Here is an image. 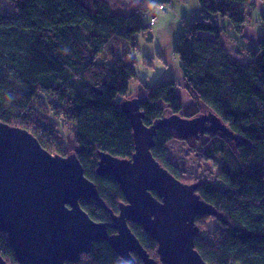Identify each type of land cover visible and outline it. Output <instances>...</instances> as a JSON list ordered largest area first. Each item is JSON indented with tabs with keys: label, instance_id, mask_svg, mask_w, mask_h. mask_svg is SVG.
Returning <instances> with one entry per match:
<instances>
[{
	"label": "trees",
	"instance_id": "16d2710c",
	"mask_svg": "<svg viewBox=\"0 0 264 264\" xmlns=\"http://www.w3.org/2000/svg\"><path fill=\"white\" fill-rule=\"evenodd\" d=\"M0 1L12 7L0 10L1 123L27 130L42 148L60 156L67 155L63 136L67 128L68 149L75 152L106 209L117 214L125 203L123 193L96 168L100 153L120 159L134 153L132 126L122 104L138 100L148 127L171 119L191 120L202 110L211 112L234 139L221 129L183 138L167 124L156 130L151 154L176 179L189 182L192 178L180 176L167 160L166 147L176 140H201L205 155L217 158L219 165L215 175L203 170L198 182L190 183L216 212L195 218L199 229L195 250L208 264H264V36L255 47L242 45L247 64L232 60L221 43L222 37L236 39L225 35L226 24L242 37L254 16L255 0H197L199 15L184 26L173 46L181 79L154 84L135 80L136 60L131 58L139 51V36L151 39L143 18L153 8L163 12L181 0H146L128 14L114 12L107 0H89L91 12L82 0ZM112 39L125 42L121 54L112 48L105 51ZM143 59L152 65V57ZM178 87L190 97L186 107ZM79 204L92 220L110 222V213L96 201L81 199ZM128 226L157 260L156 242L140 225ZM107 232L115 233L110 227ZM0 255L7 264H17L1 233ZM132 256L135 264H142ZM83 260L128 264L104 240L94 241L78 264Z\"/></svg>",
	"mask_w": 264,
	"mask_h": 264
},
{
	"label": "water",
	"instance_id": "95a60500",
	"mask_svg": "<svg viewBox=\"0 0 264 264\" xmlns=\"http://www.w3.org/2000/svg\"><path fill=\"white\" fill-rule=\"evenodd\" d=\"M122 108L132 126L134 153L129 159L100 153L96 168L123 193L125 203L117 214L106 209L75 152L51 154L27 130L0 122V233L7 236L17 264H76L97 240H104L128 264H135L133 254L142 264H208L194 248L199 233L195 218L215 216V209L200 199L196 185L179 181L163 168L150 149L156 130L167 124L183 138L211 129L234 137L211 112L148 127L138 100H128ZM81 199L96 201L110 213V222L92 220L81 209ZM128 223L140 225L156 242L157 260ZM107 227L115 233L108 234ZM0 264H7L1 255Z\"/></svg>",
	"mask_w": 264,
	"mask_h": 264
},
{
	"label": "rangeland",
	"instance_id": "374dc122",
	"mask_svg": "<svg viewBox=\"0 0 264 264\" xmlns=\"http://www.w3.org/2000/svg\"><path fill=\"white\" fill-rule=\"evenodd\" d=\"M89 9L92 11L91 5H89V0H82ZM112 7V10L115 12H121L128 14L130 11H134L137 8H140L141 5H145L146 0H107ZM12 7L4 2L0 1V10H9ZM152 12L155 15L154 23H150V17ZM199 15V6L197 0H182L176 1L173 4L165 7V11H160L159 9L153 8L146 14L143 18L144 23L147 26H150V35L151 39L147 40L144 36L138 37V52L133 53L132 59L135 58V69L137 80L145 81L148 84H154L157 82H167L169 80H180V70L178 67V61L173 55V46L174 43L183 30L185 25H190L192 23L191 19H195ZM193 17V18H192ZM152 20V19H151ZM260 21L255 19L253 16L250 22L245 27V33L249 35L251 41H255L257 37V31L259 30ZM226 34L232 35L236 39V44L239 45L254 44L252 42L246 43L244 39L233 33V30L226 24L224 25ZM257 41V40H256ZM234 43V42H233ZM125 42L121 39H112L107 46L105 51H109V48H112V51L118 52L121 54L122 46ZM255 42L254 45H256ZM152 57V65L147 66L143 63V57ZM158 57V58H157ZM136 81L132 82V87L136 86ZM138 82V81H137ZM177 93L180 102L184 107L188 106L190 103V97L186 90L178 87ZM133 97H136L133 95ZM206 111L202 110L201 114L206 115ZM207 125V124H206ZM208 126V125H207ZM67 128L63 129V136L65 138V146L67 148L66 154L71 153L72 150H69L68 144L70 143V137H68ZM190 143H185L182 141H173L169 142L166 147V158L173 164L180 176L185 178H192L189 182L185 183H194L198 182L203 170H207L212 175H215L218 171L219 160L217 158H208L205 155L202 141H190ZM197 177V179H196ZM215 227V224H210V230ZM205 235V233H204ZM83 264H86V261H82ZM78 264V263H77Z\"/></svg>",
	"mask_w": 264,
	"mask_h": 264
},
{
	"label": "crops",
	"instance_id": "0c3cea01",
	"mask_svg": "<svg viewBox=\"0 0 264 264\" xmlns=\"http://www.w3.org/2000/svg\"><path fill=\"white\" fill-rule=\"evenodd\" d=\"M255 3H256V8H255V12H254V17L258 21H260V23H259L260 28L257 31V37H256V39H254L255 41H251L249 35L245 33L246 32L245 28L242 30V38L244 39V41L246 43H248L250 41L254 44H255V42H258L261 37L264 36V0H255ZM192 20L193 19H191V21ZM221 43H222L224 49L226 50V52L230 55L232 60H236V61L241 62L243 64H247L249 60H248V57L241 51L242 47L243 46L255 47L257 45V44L256 45L250 44L249 46H247L246 44H244L243 46L239 45V47H238L236 44V40L235 39L234 40L228 39L227 36L225 38L224 37L221 38Z\"/></svg>",
	"mask_w": 264,
	"mask_h": 264
},
{
	"label": "built area",
	"instance_id": "2783aa9c",
	"mask_svg": "<svg viewBox=\"0 0 264 264\" xmlns=\"http://www.w3.org/2000/svg\"><path fill=\"white\" fill-rule=\"evenodd\" d=\"M155 18H152V20H151V23H153L155 20H154Z\"/></svg>",
	"mask_w": 264,
	"mask_h": 264
}]
</instances>
